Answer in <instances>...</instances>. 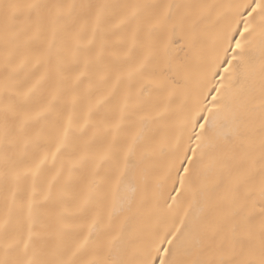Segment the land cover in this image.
I'll return each instance as SVG.
<instances>
[{
  "label": "snow or ice",
  "instance_id": "6c2138e0",
  "mask_svg": "<svg viewBox=\"0 0 264 264\" xmlns=\"http://www.w3.org/2000/svg\"><path fill=\"white\" fill-rule=\"evenodd\" d=\"M0 264H264V0H0Z\"/></svg>",
  "mask_w": 264,
  "mask_h": 264
}]
</instances>
